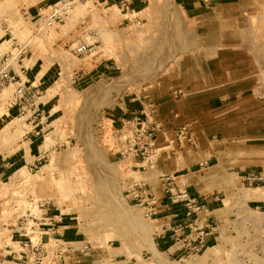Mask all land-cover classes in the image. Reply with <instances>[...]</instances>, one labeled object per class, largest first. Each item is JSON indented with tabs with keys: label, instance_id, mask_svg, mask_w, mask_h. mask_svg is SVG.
Masks as SVG:
<instances>
[{
	"label": "rangeland",
	"instance_id": "obj_1",
	"mask_svg": "<svg viewBox=\"0 0 264 264\" xmlns=\"http://www.w3.org/2000/svg\"><path fill=\"white\" fill-rule=\"evenodd\" d=\"M2 67L0 264H42L32 243L60 220L136 248L151 228L154 251L161 212L134 195L150 182L177 207L175 230L211 205L214 222H240L217 264H264V0H0Z\"/></svg>",
	"mask_w": 264,
	"mask_h": 264
},
{
	"label": "crops",
	"instance_id": "obj_2",
	"mask_svg": "<svg viewBox=\"0 0 264 264\" xmlns=\"http://www.w3.org/2000/svg\"><path fill=\"white\" fill-rule=\"evenodd\" d=\"M162 15L156 11L152 15L149 14V19L145 20L147 23L151 21L152 24L153 20H159V18L163 17ZM196 16L195 19L199 21L201 16ZM142 20L144 22V19ZM147 28H150L148 31L153 33V35L167 33L164 27H160V31L159 26L154 27L155 29L150 26ZM174 29L173 33L177 34V26ZM133 44V40H129L127 44H121L117 41L115 46L120 48V46L124 47L127 45L129 48ZM57 48L59 47L57 46ZM150 49L157 52L162 51V48H159L156 43ZM148 65V62L146 64L132 63L131 59L123 63L124 67H146ZM135 113L138 114V112ZM195 148L197 147L195 146ZM127 160L128 167L130 166L131 169L137 170L134 173L139 172L144 176L147 175L146 169L148 170V168L144 166L147 163L146 160L136 155H131ZM142 170L143 173L141 172ZM147 184L152 187L158 199L157 209L161 212L155 221L156 230L153 234L154 251H151V228L148 229V242L144 240L142 244L137 245V248L133 247V245L129 246L127 240L125 242L121 240L114 241L115 243L107 242L103 235L98 233L93 235L90 231H87L86 228L89 227L87 224L81 222L66 223L64 220L58 221L56 226H54L55 223H49L48 227H45L47 231L44 232V236H48V238L43 237V240L46 242L48 239L54 238L69 246L71 258L68 260V264H217L219 261L226 263V260L233 259L232 253L241 243L240 233L237 230L240 222L231 220L214 222L211 218L217 211L214 208L215 205H211L209 206L210 211L203 210L199 212L191 225L184 226V231L180 233V236L178 235L180 237L179 241L175 242L172 240V236L175 230L173 229L176 218L175 213L177 214L178 211L176 207H171L163 201L162 195L159 193L158 184H155V187L152 186L151 182ZM143 205H146V203L143 202ZM136 206L142 212L145 211L140 204ZM144 234L146 235V229ZM197 243H205L206 246L195 256L188 257L189 247ZM20 248H17L15 254L20 255L23 252L22 247Z\"/></svg>",
	"mask_w": 264,
	"mask_h": 264
},
{
	"label": "built area",
	"instance_id": "obj_3",
	"mask_svg": "<svg viewBox=\"0 0 264 264\" xmlns=\"http://www.w3.org/2000/svg\"><path fill=\"white\" fill-rule=\"evenodd\" d=\"M85 51L84 47H81L78 49L79 53H82ZM11 78L8 74V69L0 68V89L5 88L8 81ZM150 146V145H149ZM249 185H260L263 182V178L260 175H253L252 177L245 178ZM171 179H167L169 181ZM165 181L164 179L162 180ZM134 193L136 196H141L143 199L140 201V205L143 206L145 209L147 216H156L159 212L157 209V203L158 199L155 196L152 187H150L147 183L141 184L135 187ZM169 190L166 192V194H169ZM180 199H183L184 201L189 199L191 204H181L179 209L180 211L188 212V216L191 213H196L197 211H200V207L196 205V196L193 191H191L188 188H185L183 190H179ZM143 202L146 203V205H143ZM165 202V201H164ZM166 203V202H165ZM171 207H175L174 202L168 203ZM177 208V207H176ZM193 208H196L192 210ZM192 210V212H191ZM188 225H191V223L184 222L182 225L177 227V230H174V235L172 236V240L175 242L179 241L180 233L184 231V228ZM185 226V227H184ZM179 235V236H178ZM52 242L54 244H52ZM206 246L205 243H197L189 247L188 249V257H193L196 254H198L204 247ZM71 258L70 256V247L65 245L64 243L59 242L57 239L51 238L48 239L46 242L42 238L37 239V244L34 245L32 243V251H31V257L33 261L39 262L42 261V264H68V260Z\"/></svg>",
	"mask_w": 264,
	"mask_h": 264
}]
</instances>
